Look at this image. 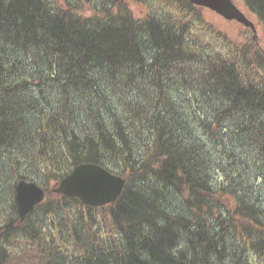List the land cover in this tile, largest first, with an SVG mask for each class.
Masks as SVG:
<instances>
[{"label": "trees", "instance_id": "16d2710c", "mask_svg": "<svg viewBox=\"0 0 264 264\" xmlns=\"http://www.w3.org/2000/svg\"><path fill=\"white\" fill-rule=\"evenodd\" d=\"M237 1L264 42V0ZM203 10L0 0V264H264V48ZM82 163L115 202L51 193ZM18 180L47 193L23 222Z\"/></svg>", "mask_w": 264, "mask_h": 264}, {"label": "water", "instance_id": "95a60500", "mask_svg": "<svg viewBox=\"0 0 264 264\" xmlns=\"http://www.w3.org/2000/svg\"><path fill=\"white\" fill-rule=\"evenodd\" d=\"M124 2L127 0H114ZM190 4L208 9L227 21H236L255 32L254 24L232 0H188ZM125 186L121 176L114 175L96 164L75 166L51 189L54 194L77 198L90 207H100L114 202ZM45 191L34 182L19 180L15 185V210L20 222L40 204Z\"/></svg>", "mask_w": 264, "mask_h": 264}, {"label": "rangeland", "instance_id": "374dc122", "mask_svg": "<svg viewBox=\"0 0 264 264\" xmlns=\"http://www.w3.org/2000/svg\"><path fill=\"white\" fill-rule=\"evenodd\" d=\"M129 1V0H128ZM133 2H136V0H133ZM234 2H236V4L238 5V7L248 16V18L255 24V28H256V37L254 39L258 40L261 45L264 48V42H263V37H262V30L260 29V27L257 25L255 19L253 16H251L247 10L238 3L237 0H234ZM134 10H139L141 9V6L139 5L138 8L133 7ZM202 17L207 21V23H209L210 25L214 26V28L218 31L221 32L223 34H225L227 37H229L232 41L234 40L237 44H242V45H249L250 42V38H252V33L247 30V29H243L241 27V25H239L238 23L235 22H229V21H225L223 18L217 16L215 13L204 9L202 11ZM14 195H15V190H14V194L10 195V194H5V198L4 201L5 203V209L8 213L9 209L11 208L9 202L11 200H13L14 203ZM14 207H15V203H14ZM12 264H32L29 258H14L12 260Z\"/></svg>", "mask_w": 264, "mask_h": 264}, {"label": "bare ground", "instance_id": "6f19581e", "mask_svg": "<svg viewBox=\"0 0 264 264\" xmlns=\"http://www.w3.org/2000/svg\"><path fill=\"white\" fill-rule=\"evenodd\" d=\"M6 143V142H5ZM197 174V173H196ZM216 184V183H215ZM212 186V185H211ZM70 219V218H69ZM127 244V243H126ZM76 245V244H75ZM9 249V248H8ZM82 251V250H81ZM81 255V254H80ZM130 260V259H129Z\"/></svg>", "mask_w": 264, "mask_h": 264}]
</instances>
